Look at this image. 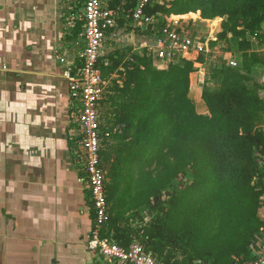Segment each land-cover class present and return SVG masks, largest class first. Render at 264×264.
<instances>
[{
    "label": "trees",
    "instance_id": "16d2710c",
    "mask_svg": "<svg viewBox=\"0 0 264 264\" xmlns=\"http://www.w3.org/2000/svg\"><path fill=\"white\" fill-rule=\"evenodd\" d=\"M196 11L222 18L210 43L224 41L230 51L210 66L214 88L203 85L207 114L189 97L190 74L206 63L204 52L158 62L148 47L116 48L97 61L107 82L99 117L109 217L100 235L123 247L137 238L155 255L167 249L161 261L168 264H233L249 258L264 230V86L252 78L264 65L252 50L253 39L263 40L264 0H161L147 9L157 27L172 14ZM80 31L77 21L70 35ZM68 140L76 162L77 137ZM146 210L151 222L131 226Z\"/></svg>",
    "mask_w": 264,
    "mask_h": 264
},
{
    "label": "crops",
    "instance_id": "0c3cea01",
    "mask_svg": "<svg viewBox=\"0 0 264 264\" xmlns=\"http://www.w3.org/2000/svg\"><path fill=\"white\" fill-rule=\"evenodd\" d=\"M47 6L49 2L44 3L43 10H47ZM18 15L14 0H0V264H105L87 248L92 226L91 204L67 140L72 122L68 119L64 70L75 60L74 41L64 47L67 55L59 54L60 68L54 64L51 69L43 63L39 69L33 68L38 74L35 77L40 78L30 82L28 79L34 74L30 68L33 62L22 52L21 55L9 52L15 44L24 43L19 38L23 28L13 27L19 24ZM185 15L172 14L169 23L181 26L176 19ZM197 18L209 28L208 36L202 40L208 45V51H204L207 54L211 50L208 40H214L221 31L222 18ZM121 22L130 25L125 19ZM69 24L66 29L71 36L73 27ZM33 27H38L36 22ZM46 31L45 42L48 50L53 51V39L56 41L61 34L59 27L48 18ZM24 32H28L27 28ZM261 33L263 40L253 39L252 50L264 60V24ZM25 36L27 48L32 39L28 33ZM52 56L49 54L50 58ZM257 69L262 71L258 82L264 86V65ZM47 77L58 78L66 84L60 88L48 84L43 90L46 95H42L40 87L46 85L41 84V78ZM205 77L202 66L190 74L189 97L196 110L203 114L208 113L202 100ZM55 91L56 97L53 96ZM259 94L264 99V88ZM47 98L61 105L56 120L50 121L46 119L48 115L43 116L45 108L56 104L46 102Z\"/></svg>",
    "mask_w": 264,
    "mask_h": 264
},
{
    "label": "built area",
    "instance_id": "2783aa9c",
    "mask_svg": "<svg viewBox=\"0 0 264 264\" xmlns=\"http://www.w3.org/2000/svg\"><path fill=\"white\" fill-rule=\"evenodd\" d=\"M160 1L118 0L111 4V0H82L79 12L71 18V27L81 21L75 60L64 70L74 127L73 130L71 128V134L77 137L76 163L90 194L94 216L87 248L97 251L98 258L105 264H168L138 243L123 247L100 235L101 227L109 217L105 176L100 166L102 139L99 117L100 102L106 96L107 82L102 79L97 67L98 59L104 54L106 41L116 36L119 22L125 19L133 29L155 31L156 35L148 48L158 62H169L179 55L190 58L197 52L208 51V45L186 34L182 26L171 22L157 27L154 15L149 14L147 9ZM229 64L236 66V61L231 60ZM233 264H264V230L251 241L249 258H234Z\"/></svg>",
    "mask_w": 264,
    "mask_h": 264
},
{
    "label": "rangeland",
    "instance_id": "374dc122",
    "mask_svg": "<svg viewBox=\"0 0 264 264\" xmlns=\"http://www.w3.org/2000/svg\"><path fill=\"white\" fill-rule=\"evenodd\" d=\"M15 4L17 6L19 15H18V22L19 24H14L13 27H22L24 30L25 28H27L28 32H24L23 29L22 33L19 34V38L20 40L22 39L24 43H18L17 45L15 44L9 52L12 53H17L21 55L22 54L28 56V58L30 59V62H33V65H30V68L33 70L34 74L32 75V77H30L28 80L30 82L32 81H37L36 78H40V77H35L37 74V72L33 69H39L41 67V64H45L52 69V66H54V64H56V66L59 67V65L62 66V64H60L58 60V58L60 57L59 54L64 53L65 55L68 54V52H65L64 47L67 46L68 43L73 42L75 47H76V51L79 47V41L77 37H73V36H69L67 34V24H69L70 22V26H72L71 24V16L73 14H77L76 12H79V7L81 6V2L82 0H79V3L77 4V0H14ZM49 2V6H47V10L45 8L44 9V3L48 4ZM35 7V8H33ZM16 8V7H15ZM55 8V10H54ZM79 8V9H78ZM29 11V12H28ZM56 11V12H54ZM33 13V14H32ZM193 13V14H191ZM185 16H182L178 19H176L178 21V25H181L184 30L186 32H188L190 35L195 36L196 38H198L199 40H204L205 36H208V25L207 23L203 22V21H198V16L201 17L202 19H207V18H203L200 15L199 11L196 12H188L185 13ZM182 15V14H180ZM184 15V14H183ZM71 17V18H70ZM48 18L51 20L52 23H55L58 25L59 27V34L58 37L56 38V41L53 39V51L48 50V45L46 44L45 40V34L44 32L46 31V28L48 27ZM177 18V17H176ZM27 20V21H24ZM198 21L196 24H193L192 21ZM33 22L37 23V26L39 27H33ZM158 23V22H157ZM33 27V29H32ZM159 28V27H158ZM71 30V29H70ZM38 32V33H37ZM30 34L31 36V41L27 48H25L24 45H27L25 43V35ZM25 34V35H23ZM155 31L154 30H149L146 32H141L139 30L133 29V27L131 25H127V24H122L119 25L118 30L116 32V36L113 37V39H110L107 43L106 41V48L104 50V54H106L107 52H111L116 48H121L123 51H129L130 52H141L145 47L149 46L150 44H152L153 42V38L155 37ZM44 36V37H43ZM42 38H45L44 40ZM60 38V39H59ZM216 39V38H215ZM214 39V40H215ZM254 43V42H253ZM18 46V48L16 47ZM209 46H210V51L209 53L205 54V58H206V63H204L202 65V67L204 68V73H205V82L207 81V85L209 86V88L213 89L215 86V82L212 80V78H210V73H212L211 71V65L214 66V64H220V62H222L224 58H227L229 55V52L226 48H227V44L224 41H211L209 40ZM21 48L22 51H19ZM24 48V49H23ZM68 49V48H67ZM64 51V52H62ZM75 51V52H76ZM71 53L74 54V52L71 51ZM49 54H52V58L49 57ZM235 55V54H234ZM233 55V56H234ZM35 57V59H34ZM55 60L57 61V63L55 62ZM60 60V59H59ZM239 57L235 56L233 61H238ZM39 64V66L37 65ZM60 68V67H59ZM50 69V70H51ZM64 69V67H63ZM262 71L261 69H257L254 71L252 78L258 82V80H260V75H261ZM41 78L42 82L41 84H45L46 86L40 87V92L42 95H46V93H43V90H46V87L48 84H52L55 87H59L64 83V81L58 79V78ZM52 81V82H51ZM66 84V83H64ZM21 87V86H20ZM24 88L26 87V84L23 86ZM203 87H202V91H203ZM56 93L57 91H55L53 93V96L56 97ZM40 94V93H39ZM46 97V96H45ZM36 98V97H34ZM52 98V96H51ZM46 102H54L56 104H51L49 108H45L44 109V114L43 116L46 117V115H48L46 117L47 120H56L58 117L57 112H59V106H61L57 100H50L47 98L45 99ZM68 109H69V104H68ZM68 119H70V116L68 115ZM69 121H68V128H69ZM264 126V125H262ZM71 128V127H70ZM74 129V127L72 128V130ZM70 132H67V140L69 137ZM69 140H68V144H69ZM70 145V144H69ZM77 148V147H76ZM77 161V159H76ZM80 174L82 175V173L80 172ZM85 184V182H84ZM86 198L88 200H90V194L89 192H86ZM264 198V196H263ZM91 201V200H90ZM91 207V206H90ZM259 217L264 220V207H261L259 209ZM153 218V214L149 211H143L142 212V219L140 218H133V220L130 219V223L131 226L136 227V226H144L145 224H148L149 222H151ZM131 243H138L140 244L144 249V244L139 241V239L134 238V241ZM96 255H97V251H93ZM167 249H164L163 253H156V255L160 258V260L164 259L165 255H166ZM155 254V253H154ZM174 254V253H172ZM175 259H177L178 261H180L182 259V255L179 253V251L176 250V254H175ZM179 264H183V263H179Z\"/></svg>",
    "mask_w": 264,
    "mask_h": 264
},
{
    "label": "water",
    "instance_id": "95a60500",
    "mask_svg": "<svg viewBox=\"0 0 264 264\" xmlns=\"http://www.w3.org/2000/svg\"><path fill=\"white\" fill-rule=\"evenodd\" d=\"M71 75H72V73H71Z\"/></svg>",
    "mask_w": 264,
    "mask_h": 264
}]
</instances>
